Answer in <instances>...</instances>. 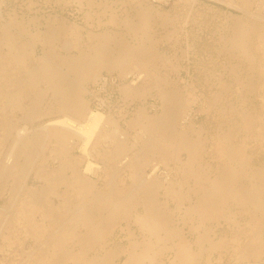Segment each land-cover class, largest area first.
<instances>
[{"label":"bare ground","instance_id":"6f19581e","mask_svg":"<svg viewBox=\"0 0 264 264\" xmlns=\"http://www.w3.org/2000/svg\"><path fill=\"white\" fill-rule=\"evenodd\" d=\"M88 1L92 4L95 0ZM133 1L138 3L142 11L139 14L142 24L146 23L149 20L147 14H150V7L145 6V0ZM185 2H193V0H185ZM223 2L244 10L243 16L229 15L234 22L232 49L233 54H237L239 59H246L251 64L255 58L251 52L247 51L248 42L255 38L264 48V14L260 13L259 8L264 4V0H223ZM3 4L5 0H0V45L5 42L9 49V58L4 63L2 59L4 55L0 52V79L5 81L2 74L6 73L10 64L14 66L22 64L26 74L23 79L22 77L15 79L11 89L6 93L1 91L3 84L0 83V96L4 98L3 102L20 107L22 103V99L19 100L20 97L32 91L35 84L38 86L40 82H44L53 92L55 101L48 113L53 111L63 113V116L51 119L40 127L43 129L45 140L56 146V150H53L56 152L53 153L63 155L65 159L60 166L51 170L52 172H47V175L45 172H34L44 175L43 177L49 182L48 188L46 191L45 189L24 191L19 200L21 205H17V207L20 206L16 210L18 217L22 216L34 236L44 241V244L39 243L44 249L33 253L32 264L35 262L144 264L146 260H150V263L155 260L154 264H211L212 251L219 250L224 245L230 247L233 243L231 247L236 251L234 263L262 264L264 170L262 168L252 170L251 157L245 149L249 140L260 143L264 140V117L251 111L248 113L240 111L235 123L225 133L216 135L213 146L216 154H219V164L212 177L204 178L198 166L202 143L199 138H188L185 130L177 131L174 128L175 114L173 115L172 111L179 106L182 108V105L178 104L173 92H164L166 100L173 105L172 110L165 111L160 117H146L144 111H138L143 119L137 124L138 131L134 145L138 144L140 147L135 154L123 160L124 154L128 152V142L123 137L111 136L107 124L114 123L113 119L89 107L84 97V92L88 89L84 86L88 80L97 82L103 69L113 71L121 67L126 72L132 65L151 74L149 69H152L153 61L158 58L151 45L149 48L131 47L129 44L119 42L120 52L112 54L108 50L114 40L111 35L88 33L89 39L97 40V43L92 45L91 52L84 53L79 50L76 56L66 54L61 57L51 50L42 54L37 67L31 68L25 65L28 44L19 43L7 32L2 22L4 20ZM254 5L258 7L253 9ZM112 14L109 21L115 20ZM10 17L13 21L14 16ZM123 21L126 25H130L135 36L140 32L142 36L145 33V27L142 24L131 25L129 19ZM60 29L62 33H66V29L76 32L75 25L59 27L58 30ZM37 30L38 32L32 35L31 43L49 44L59 34L58 30L53 28L46 29L44 34H40V30ZM120 40L122 39L119 37L118 41ZM262 54L264 55V49ZM127 60L130 65L125 63ZM60 64H66L75 74V78L69 80L61 75ZM150 79L152 77L148 76V79L144 78V83L132 82L125 85L124 93L126 96H133L145 91V84ZM37 100L38 98L35 99ZM2 108L1 110H6ZM28 109L29 115L35 114V107ZM33 109L35 110L32 111ZM188 109L190 108L184 110L181 117L182 125L188 122ZM230 110L233 112V107ZM31 116L29 117L32 118ZM28 132L27 126L17 130L12 145L13 150L10 149V154L7 153L6 159L4 161L2 159L3 162L0 163V180L3 177L2 181H4L5 176H13L19 171V167L22 168L17 159H14L13 152L20 150L22 154L25 151L27 144L32 140ZM107 138H109L108 145L104 147L103 152L100 148L103 147V140ZM236 139L239 141L236 142ZM75 148L86 155L85 168L78 173L74 171L73 175L67 177L64 170L74 165V161L69 156L70 151ZM182 151L187 154V158L176 166L175 171L178 175L182 174L185 179L193 181L188 193H181L175 187L170 178L171 173L167 172L163 180H160L158 175L159 163L165 162L172 156L177 157L174 154H180ZM93 155H103L107 164L116 162L117 166H114L116 171H109V167L102 170L97 164L98 161L92 159ZM150 164L152 171L147 173L145 169ZM212 170L210 169L211 174ZM20 171L23 173L21 186L28 188L27 179L31 171L26 168ZM127 180L131 183L126 184ZM100 181L103 182V186H99ZM118 181L122 183L121 186ZM58 184L63 185L64 188L60 194L57 192ZM1 187H3L2 184ZM160 188H164L167 200L173 199L177 207L183 206V202L188 200L189 204L183 207L184 213L180 219V221L185 219L187 223L192 219L195 221L190 224L188 233L182 226L170 225L168 211L157 200L156 193ZM51 194L57 197L56 202L51 199ZM39 200L40 202H37ZM36 202L37 206H35ZM34 210L41 214L38 221L33 218L34 216L32 217ZM245 215L247 217H244V221L241 222L240 216ZM208 219L217 221L222 219L229 227L232 223L234 227L240 223L246 225L242 228L240 235L229 238L223 233L215 241V234L209 236L197 231ZM21 220L20 222H23ZM117 230L123 233L126 244H120L112 238ZM192 235L196 237H190ZM240 236H244L246 241L242 242L238 238ZM71 241L74 248L66 250L67 242ZM63 248L66 251L62 253ZM60 250L63 255L60 254ZM58 254L61 256L55 259ZM122 255L125 257L120 260Z\"/></svg>","mask_w":264,"mask_h":264},{"label":"rangeland","instance_id":"374dc122","mask_svg":"<svg viewBox=\"0 0 264 264\" xmlns=\"http://www.w3.org/2000/svg\"><path fill=\"white\" fill-rule=\"evenodd\" d=\"M145 1V6L150 7L151 11L150 14H147L149 20L144 24H142L141 15H139L142 11H140L138 3L133 0H95L92 4L88 0H5V4L2 6L4 18L2 22L7 32L19 43L28 44L25 65L31 68L37 67L42 54L51 50L55 55H61V57L66 54L76 56L79 50L84 53L91 52L90 49L97 43V40L89 39L88 33L111 35L114 40L108 50L112 54L120 52L119 42L129 44L131 47L145 46L149 48L151 45L158 57H156V61H153L152 69H149L151 74L130 65L127 60L125 63L131 66L130 70L125 72L121 67L113 71L103 69L97 82L88 80L84 86L88 89L87 92H84V97L90 108L99 110L113 119L114 123L107 124L111 136L123 137L128 142L129 148L128 152L124 154V160L135 154L140 147L138 144L134 145L138 131L137 124L143 119L138 111H144L146 117H160L165 111H171L173 107L164 97V92H173L182 108H190L187 111L188 122L183 125L181 117L185 109L179 108V106L175 109L176 112L172 111L173 115L175 114L173 126L177 131L185 130L188 138H199L202 144L198 166L204 178L212 177L219 164V154H216L213 146V139L216 135L221 132L225 133L235 123L240 111L247 113L251 111L264 117V55L262 54L264 48L255 38L248 42L247 51L251 52L255 58L251 64L246 59H239L237 54H233L231 38L234 33V22L229 17L231 15L243 16L244 10L239 7L213 3L208 0H193V2L178 0L165 5L152 3L149 0ZM257 7L254 5L253 9ZM111 13L115 18L113 21H109ZM11 15L14 16L13 21L10 19ZM125 19H129L131 25L142 24L145 27L143 36L141 32L135 36L130 25L124 23ZM70 25H75L76 32L66 29V33H62V29L58 30L59 27L64 28ZM48 28L58 30L59 34L54 40L49 44L31 43L32 35L36 34V31L38 32L37 29L40 30V34H44ZM119 37L122 40L118 41ZM4 43L0 45V52L4 55L2 59L5 63L9 58V49ZM59 67L61 75L69 80L75 78V74L68 69L66 64H60ZM25 75L22 64L8 65V70L2 74L5 81L0 79V83L3 84L1 91L6 93L11 89L15 79H21V77L23 79ZM148 76H151L152 79L146 82L145 91L133 96H126L125 85L132 82L144 83V78L148 79ZM29 92L24 93L22 98L20 97L19 100L22 99L20 107L11 106L10 103L7 105V102L5 104L4 98L0 96L2 98L0 106L3 104V108L0 107V163L10 154L9 150H13L12 145L18 129L27 126L29 128L28 136H32L31 142L27 144L22 154H20V150L13 152L14 159H17L22 168L19 167V171L17 170L18 172H15L13 176H5L4 181H2L3 177L0 180V186L1 184L3 186L0 188V264H32L33 253L44 249L42 247L43 239L35 237L23 217L21 216L22 220L18 217L16 210L20 206L17 207V205H21L19 200L24 191H41L42 189L46 191L48 188L49 182L43 177L44 175L34 172H45L47 175V172L56 169L65 159V156L53 153L56 152L53 151L56 150V146L45 140L43 129L40 127L51 119L63 116V113L58 111L48 113L49 108L55 102L53 92L44 82H40L38 86L35 84L33 90ZM34 98H38V100L35 101ZM31 107L36 109L32 110L36 111L32 115L33 117L28 113V108ZM231 107H233V112L230 110ZM1 108L6 110H1ZM114 128L116 129L112 132ZM108 140L109 138L103 140L101 151L104 152ZM238 141L236 139V142ZM245 151L251 157L252 170L254 168L264 170V140L261 143L249 140ZM174 155L177 157L172 156L165 162L159 163V179L163 180L167 172L171 173L170 178L175 187L181 193H188L193 181L185 179L182 174L178 175L175 171L176 166L186 160L187 154L182 151V153ZM69 157L74 161V165L65 168L64 174L67 177L73 175L74 171L78 173L79 170L85 168L86 155L75 148L70 151ZM103 158V155H93L92 157L98 161L97 164L102 170L109 167V171H116L114 167L117 166L116 162L107 164ZM25 168L31 171L27 179L28 188L21 186L23 173L20 170H25ZM210 169H213L212 174ZM145 170L150 173L152 171L151 164L146 166ZM207 172L209 174L206 175ZM129 183L131 181L127 180L126 184ZM118 184L122 185L119 181ZM99 186H103L102 181L99 182ZM58 187L57 192L60 194L64 188L60 184ZM2 188H4L3 192ZM156 196L169 213L170 225L182 226L188 233L190 224L195 221L193 219L188 223L185 219L180 221L184 213L183 209L189 204L188 200L183 202V206L177 207L178 205L173 199L167 200L164 188H160ZM50 197L54 202L57 201L55 194H51ZM37 202L36 205L34 203L33 205L37 206ZM35 212L36 210L32 217L34 216L33 218L38 221L41 214ZM244 217L247 215L240 216L241 222L244 221ZM202 224L197 231L209 234V236L215 234V241L223 233L229 238L240 235L242 228L246 225L240 223L234 227L232 223L229 227L222 219L219 221L208 219ZM261 230L264 233V223ZM112 238L120 244L127 243L123 233L119 230L112 235ZM238 238L242 242L246 241L244 236ZM39 243H42V246ZM231 246L224 245L219 250L212 251L210 254L211 264H231L236 258L234 253L236 251ZM73 248V242H67L66 250ZM63 249L62 253L66 251L65 248ZM60 254L54 258L58 259L63 255ZM124 257L122 255L120 260ZM149 261L146 260L145 263ZM154 261L148 264H154ZM261 262L264 264V256L261 258ZM43 263L50 264V262H35V264Z\"/></svg>","mask_w":264,"mask_h":264},{"label":"built area","instance_id":"2783aa9c","mask_svg":"<svg viewBox=\"0 0 264 264\" xmlns=\"http://www.w3.org/2000/svg\"><path fill=\"white\" fill-rule=\"evenodd\" d=\"M149 1L152 3H159V4L165 5V4H170V3L176 2L178 0H149ZM208 1L213 2V3L226 5V3L223 2V0H208ZM259 8H260V13L264 14V4L260 5Z\"/></svg>","mask_w":264,"mask_h":264},{"label":"crops","instance_id":"0c3cea01","mask_svg":"<svg viewBox=\"0 0 264 264\" xmlns=\"http://www.w3.org/2000/svg\"><path fill=\"white\" fill-rule=\"evenodd\" d=\"M213 174H215L214 172H213ZM196 237V235H192V236H190V237ZM231 263V262H230ZM231 264H236V263H234V262H232Z\"/></svg>","mask_w":264,"mask_h":264}]
</instances>
